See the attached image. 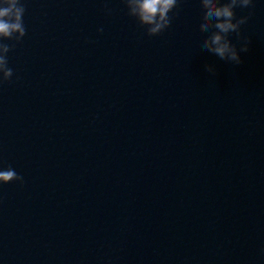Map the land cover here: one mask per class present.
<instances>
[{
	"label": "water",
	"instance_id": "water-1",
	"mask_svg": "<svg viewBox=\"0 0 264 264\" xmlns=\"http://www.w3.org/2000/svg\"><path fill=\"white\" fill-rule=\"evenodd\" d=\"M21 3L0 264H264V0L239 64L203 49L200 0L154 36L127 0Z\"/></svg>",
	"mask_w": 264,
	"mask_h": 264
},
{
	"label": "clouds",
	"instance_id": "clouds-1",
	"mask_svg": "<svg viewBox=\"0 0 264 264\" xmlns=\"http://www.w3.org/2000/svg\"><path fill=\"white\" fill-rule=\"evenodd\" d=\"M256 0H200L203 16L200 30L203 35V49L219 59L239 64L241 52L249 47V37L241 31L249 16L237 15L236 9L251 8ZM129 15L134 16L149 36L158 35L169 28L175 17L174 9L179 7L178 0H127ZM110 13V9H106ZM25 13V3L21 0H0V38L15 39L24 37L26 29L22 19ZM97 31H103L98 28ZM235 35V42L232 36ZM9 46L0 43V83L9 80L13 69L8 66L7 53ZM210 73L215 72L213 64H207ZM10 181L23 183V178L9 165L0 166V184Z\"/></svg>",
	"mask_w": 264,
	"mask_h": 264
}]
</instances>
